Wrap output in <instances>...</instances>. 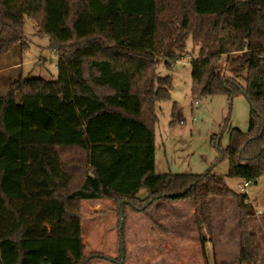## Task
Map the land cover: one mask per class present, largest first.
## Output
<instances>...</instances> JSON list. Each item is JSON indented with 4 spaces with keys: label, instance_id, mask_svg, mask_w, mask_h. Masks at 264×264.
I'll use <instances>...</instances> for the list:
<instances>
[{
    "label": "trees",
    "instance_id": "16d2710c",
    "mask_svg": "<svg viewBox=\"0 0 264 264\" xmlns=\"http://www.w3.org/2000/svg\"><path fill=\"white\" fill-rule=\"evenodd\" d=\"M26 17L57 51L58 77L20 75L0 93V264H124L126 207L147 213L164 199L193 201L211 264L215 196L236 202L239 254L213 264H259L247 193L212 169L157 173L155 128L156 104L173 87L157 67L171 68L191 37L193 95L242 94L250 104L247 131L231 129L226 147L213 141L211 167L227 158L229 177L264 175V0H0V55L23 41ZM231 54L227 76L215 62ZM98 199L117 205L119 258L84 254L81 203Z\"/></svg>",
    "mask_w": 264,
    "mask_h": 264
},
{
    "label": "rangeland",
    "instance_id": "374dc122",
    "mask_svg": "<svg viewBox=\"0 0 264 264\" xmlns=\"http://www.w3.org/2000/svg\"><path fill=\"white\" fill-rule=\"evenodd\" d=\"M199 42L191 37L187 51L169 68L162 60L157 72L170 75L173 87L171 99L156 104L158 123L155 128V171L157 173L203 174L211 170L224 177L225 183L236 192H246L257 215L250 230L262 245L264 264V175L252 181L242 190L241 178L227 176V158L219 160L215 143L226 147L233 128L247 131L250 104L244 95L229 99L224 94L201 95L192 93L191 62L198 55ZM222 56L215 62L217 69L233 76L230 58ZM58 53L49 48L48 37L38 33L35 20L26 17L24 39L13 49L0 55V93H5L10 81L18 76L41 77L52 81L58 77ZM241 76L236 78L243 82ZM195 101L198 104L195 106ZM183 119L181 124L179 120ZM147 196L145 190L137 195ZM108 201V200H107ZM93 210L92 200L82 202V241L84 254L100 253L119 258L117 236V205L112 201ZM105 202V203H104ZM102 204V203H101ZM249 204V203H248ZM100 205V204H99ZM98 205V206H99ZM190 199H164L156 202L147 213H137L129 206L125 215L126 260L124 264H204L195 214L191 211ZM194 206V205H193ZM213 240L206 245L211 264L233 260L239 254L238 210L232 198L212 197ZM250 219V220H251ZM207 235V231L204 230ZM89 264H113L102 259H93Z\"/></svg>",
    "mask_w": 264,
    "mask_h": 264
},
{
    "label": "crops",
    "instance_id": "0c3cea01",
    "mask_svg": "<svg viewBox=\"0 0 264 264\" xmlns=\"http://www.w3.org/2000/svg\"><path fill=\"white\" fill-rule=\"evenodd\" d=\"M245 183V182H244ZM244 183L242 184V185H244ZM248 183V185H249V182H247ZM247 185V186H248ZM244 191V190H243ZM248 194V193H247ZM108 199H98V200H92V201H95V203L92 205H90L89 207L90 208H92L93 210H97L98 209V207H101V205H103V201H107ZM84 201V200H83ZM82 201V202H83ZM111 200H108L107 202H110ZM112 202V201H111ZM102 203V204H101ZM105 203V202H104ZM100 204V205H99ZM99 205V206H98ZM81 206H82V203H81ZM191 211H192V213L194 212V206L192 205L191 206ZM252 221H253V219H251L250 220V225H251V223H252Z\"/></svg>",
    "mask_w": 264,
    "mask_h": 264
},
{
    "label": "built area",
    "instance_id": "2783aa9c",
    "mask_svg": "<svg viewBox=\"0 0 264 264\" xmlns=\"http://www.w3.org/2000/svg\"><path fill=\"white\" fill-rule=\"evenodd\" d=\"M198 104V102L197 101H195V106ZM184 122V120L183 119H180L179 120V123H183ZM247 185H248V183L247 182H245L244 183V185H243V187H242V190H244L245 191V189L244 188H246L247 187ZM247 202V201H246ZM247 203H249L250 204V202H247Z\"/></svg>",
    "mask_w": 264,
    "mask_h": 264
}]
</instances>
